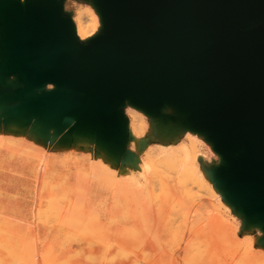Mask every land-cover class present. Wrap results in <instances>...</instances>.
Segmentation results:
<instances>
[{
	"label": "water",
	"instance_id": "obj_1",
	"mask_svg": "<svg viewBox=\"0 0 264 264\" xmlns=\"http://www.w3.org/2000/svg\"><path fill=\"white\" fill-rule=\"evenodd\" d=\"M94 2L103 31L82 42L60 0H0L1 68L25 83L17 107L30 95L36 114L111 139L127 98L153 114L171 103L216 141L230 198L264 223V0Z\"/></svg>",
	"mask_w": 264,
	"mask_h": 264
},
{
	"label": "rangeland",
	"instance_id": "obj_2",
	"mask_svg": "<svg viewBox=\"0 0 264 264\" xmlns=\"http://www.w3.org/2000/svg\"><path fill=\"white\" fill-rule=\"evenodd\" d=\"M60 1L71 20L79 13L92 11L96 5L94 0ZM1 25L0 15V101L4 99L0 107L6 104V109L0 111V131L3 133V139H0V264H30L33 260L42 264V256L46 259L58 257L61 261L70 259L65 264H135L134 232L130 226H122L120 162L94 155L95 145L92 143L72 147L73 143L68 144L71 135L68 129L73 127L67 129L55 123L54 128H47L50 140L33 132V118L24 124L6 123V113L17 109L23 100L21 91L25 83L19 73H5L1 68L4 62ZM102 31L103 27L99 34ZM51 86H46L42 92L54 90ZM122 108L129 116V109ZM162 111L154 113L155 116H143L144 122L141 123L149 134L140 131L139 137L152 140L153 131L170 135L184 130L180 114ZM167 114L169 116L165 118ZM200 148L205 164L217 169L223 166L218 161L219 152L211 146L207 135L201 138ZM43 162L53 164L47 175V185L42 183ZM27 166L32 167L30 172ZM206 175L208 177L209 174ZM81 177L87 180V183L85 179V183L82 181L83 185L87 184L85 193H81L85 195L84 204L79 197L83 187L77 178ZM204 190L201 203H213V207L215 204L219 209L212 212L220 211L221 219L223 216L228 222L226 224L238 230L237 236L226 237L224 242H221L224 238L219 236L222 231L220 234L217 232L219 237L215 233V237L223 239H218L219 245L215 237L203 239V255L209 259L206 260L211 262L212 259L215 264H264V233L260 227L263 222L258 219L245 221L235 207L229 205L228 201L235 204L229 195L228 201L226 198L216 200L204 194ZM215 191L218 195V189ZM76 200L84 205L81 209L71 208ZM48 202L64 205L63 211H59L57 206L59 212L56 214L63 213L59 214L61 217H55V213V216L41 217L43 209L46 208L48 213L50 208L55 209L51 205L49 208ZM75 205L78 206V203ZM64 208L67 212L77 210L71 217ZM39 210H42L41 215ZM53 211L57 212V209ZM164 238L171 240L170 235Z\"/></svg>",
	"mask_w": 264,
	"mask_h": 264
},
{
	"label": "bare ground",
	"instance_id": "obj_3",
	"mask_svg": "<svg viewBox=\"0 0 264 264\" xmlns=\"http://www.w3.org/2000/svg\"><path fill=\"white\" fill-rule=\"evenodd\" d=\"M22 4L25 6V1H22ZM72 21L76 36L82 42L90 41L96 37L104 26L103 13L97 4L92 11L79 13ZM54 87L55 85L51 86L52 89ZM26 100L14 111L6 113V123L24 124L33 118V132L50 139L47 128L55 127L54 119H51L47 114H36L29 106L30 95L27 96ZM124 106L129 109V116L125 115L123 108L117 110L121 120V130L114 138H106L99 130L88 124L77 125L73 129H68L71 133L68 144L73 143L72 147L76 144L77 147L78 145L83 147L87 143H92L95 145L94 155L120 162L121 211L124 216L122 226H130L134 232L133 256L135 264H215L216 262L212 259H210V262L206 260L208 259L207 256L204 257L203 239L207 237L214 238L215 233L218 236L217 234L222 231V235L219 236H222L224 240L221 237L215 238L224 242L226 237L237 236L238 230L231 223L232 226L226 224L228 222H225L227 220L226 218L223 219V216L221 219L222 214L219 215L220 211L212 212L219 209L215 204L214 207L212 206L213 203L204 205L200 200L204 189L206 191L204 194L214 197L216 200L226 198V201H228L229 195L224 182L218 176L217 168L205 164L203 159L200 141L207 134L189 123L187 114L167 102L163 106L164 111L162 112L170 111L180 114L184 130L170 135L153 131V139L147 140L139 137L138 132L145 131V133H148L141 122H144L143 116L150 117L154 114L147 107L130 97L127 98ZM5 107L6 104L0 107V111L5 110ZM168 116L167 114L164 117ZM0 139H3L1 131ZM210 144L219 152L218 161L224 165L225 157L217 149L216 141L210 139ZM43 165L42 170L44 171V177H46L53 164L43 162ZM206 174H209V179ZM77 179L78 182L81 181L83 187L81 188L83 192L80 191V194L85 193L84 188H87V184H84L86 186L84 187L83 183L87 180L82 177ZM216 189L219 191L218 195H216ZM84 196L83 194L79 196L83 204ZM78 201L75 203H78V206L71 205L72 209L77 207L81 209L84 206L81 203L79 204L80 201ZM228 203L235 207L245 221H254L255 216L247 214L239 203L236 205L231 204L230 201ZM57 204L59 205H52L48 202L49 208L51 205L55 209L53 207L47 208L49 209L47 210L48 213L45 208L43 211L39 210L38 214L41 215L43 212L41 217L55 216L59 211H63L64 206L60 203ZM51 209H57V212H52ZM64 209L67 212V208ZM28 210L30 211V208ZM28 210L26 209V211ZM76 210L68 211L72 215L71 217H73L74 214L72 213ZM67 213H65L66 217L68 216ZM253 213V215L257 214V212ZM59 214H56L55 217H61ZM260 227L264 233L263 223H260ZM211 234L213 235L211 236ZM167 235H170V241L164 238ZM219 243L220 240H218V245ZM66 261H61L58 257L46 259L45 256H42V264H65L69 263L70 259ZM31 263L40 264V261L33 260Z\"/></svg>",
	"mask_w": 264,
	"mask_h": 264
},
{
	"label": "crops",
	"instance_id": "obj_4",
	"mask_svg": "<svg viewBox=\"0 0 264 264\" xmlns=\"http://www.w3.org/2000/svg\"><path fill=\"white\" fill-rule=\"evenodd\" d=\"M27 168H28V171H29V168H32V167L27 166ZM29 172H30V171H29ZM46 179H47V176H46V177L43 176V181H42V183L45 184V185H47V181H46Z\"/></svg>",
	"mask_w": 264,
	"mask_h": 264
}]
</instances>
